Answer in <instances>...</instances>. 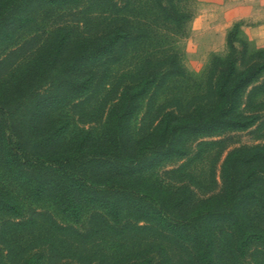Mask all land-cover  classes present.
<instances>
[{
    "label": "trees",
    "instance_id": "trees-1",
    "mask_svg": "<svg viewBox=\"0 0 264 264\" xmlns=\"http://www.w3.org/2000/svg\"><path fill=\"white\" fill-rule=\"evenodd\" d=\"M82 1L0 0V48L32 23L35 6L77 7ZM155 1L168 20L180 23L186 18L173 0ZM87 3L110 9L102 30L74 39L70 27L58 28L35 56L0 82V166L32 197L50 196L75 221L83 206L94 208L95 224L108 228L131 214L135 229H154L187 251L189 264H222L224 254L243 258L252 248L257 257L250 264H264V221L255 217L264 214V145L229 150L220 166V191L202 200L186 186L162 188L143 177L162 162L185 155L193 137L245 129L258 120L241 108H253L255 96L264 92V48H251L233 27L226 40L229 51L213 56L198 99L173 96L156 104L168 80L185 76L178 55L143 57L133 70L112 76L109 66L121 62L124 50L139 37L116 23L120 2ZM87 14L78 11L85 21ZM100 88L112 93L110 103L100 96ZM90 99L102 101L96 115L101 105L102 110L108 106L102 118L93 113L91 122L100 123V130L82 128L70 135V120L61 110L69 105L82 117ZM144 99L134 131L132 119ZM0 214L22 217L18 202L1 189ZM35 221L10 222L26 226ZM51 224L55 229L69 227ZM8 250L0 247V264H9ZM21 264H42V255L36 251ZM127 264L152 262L136 253Z\"/></svg>",
    "mask_w": 264,
    "mask_h": 264
},
{
    "label": "rangeland",
    "instance_id": "rangeland-1",
    "mask_svg": "<svg viewBox=\"0 0 264 264\" xmlns=\"http://www.w3.org/2000/svg\"><path fill=\"white\" fill-rule=\"evenodd\" d=\"M116 1L122 4L119 21L116 23L121 24L124 30L134 32L139 38L124 50L125 56L121 62L109 66L110 74L118 76L133 70L143 57L155 60L171 52L178 55L185 72L182 78L168 80L167 88L157 96L156 104L164 103L169 100L168 97L173 96L181 99L193 96V101H196L198 91L205 87L213 56L224 57L228 53L226 40L233 27L238 39H245L251 48L257 47L243 33L240 23L236 22L225 32L224 41L218 50H195L198 49V39L195 40L197 35L193 26L200 13L199 0H173L177 9L186 15L180 23L168 20L158 9L155 0ZM167 1L162 0L163 3ZM81 10L89 13L86 21L78 15ZM106 15L109 18L112 15L107 5L89 4L87 0H83L77 7L35 6L32 23L19 30L12 42L0 48V82L8 80L17 68L35 56L58 28L70 27L73 38L86 37L102 30ZM198 23L196 20V25ZM102 89L98 91L100 96H105L106 103H110L112 93ZM100 102V99H90L83 106L85 115L82 117L73 112L69 105L61 110L60 115L70 120V135L82 128L96 127L100 130V123L95 125L91 122ZM145 103L146 99L141 100L140 109L132 119L134 131L140 126ZM254 103L253 108H241L242 112L252 111L257 115L258 120L253 125L245 129L223 130L210 136L193 137L186 145L185 155L162 162L144 173L143 177L162 188L173 190L186 186L193 191L196 200L218 193L221 188L220 166L227 152L235 147L264 145V92L255 96ZM100 109L97 118H102V115L104 117L105 109L102 110V105ZM200 141L205 143L199 144ZM0 189L10 194L22 211L20 218L0 214V247L9 249L6 253L9 264H21L36 251L42 255V264H127L133 261L136 253H139L141 259H149L152 264H189L187 251L162 239L154 229H135L131 214H124L118 224L111 222L110 229L105 224L97 225L98 221L95 224V209L83 206L80 217L75 221L62 212L50 196L32 197L25 186L1 166ZM34 211L42 215L37 216ZM255 217L260 222L264 221L261 212L256 213ZM34 218L36 221L26 226L10 222L34 221ZM52 221L69 227L66 230L55 229ZM138 223L145 224L144 221ZM253 257H257L253 248L243 258L226 253L222 264H250Z\"/></svg>",
    "mask_w": 264,
    "mask_h": 264
},
{
    "label": "crops",
    "instance_id": "crops-1",
    "mask_svg": "<svg viewBox=\"0 0 264 264\" xmlns=\"http://www.w3.org/2000/svg\"><path fill=\"white\" fill-rule=\"evenodd\" d=\"M200 13L194 22L198 49L215 51L227 29L239 22L248 40L264 48V0H199Z\"/></svg>",
    "mask_w": 264,
    "mask_h": 264
}]
</instances>
